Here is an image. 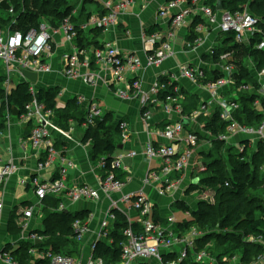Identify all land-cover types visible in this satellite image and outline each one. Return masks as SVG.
<instances>
[{"label": "built area", "instance_id": "1", "mask_svg": "<svg viewBox=\"0 0 264 264\" xmlns=\"http://www.w3.org/2000/svg\"><path fill=\"white\" fill-rule=\"evenodd\" d=\"M136 1L100 0V7L106 13L91 12L79 24H74L71 20V16L77 13V9H73L71 15L63 18L56 28L45 22L25 33L0 28V62L6 75L3 85L5 94H10L16 85L13 80L30 84L32 98L19 116L25 122H33L27 139L30 147L39 155L36 170L39 172L52 165L57 166L56 177L52 180L36 177L29 182L32 192L38 200L46 197L70 202L80 199L100 200L102 197L110 199L107 212L99 223V240L91 243L86 260L50 249L38 250L33 246L28 249V254L45 260V264H107L101 256L95 254L96 244L106 239L112 244L110 234L115 229V224L124 221L125 226L120 228L123 236L120 259L111 264H264V251L250 263H243L238 253L215 256L211 252L212 241L205 244L199 242L204 234L198 226H181V222L186 219L177 220L173 213V208L178 207L179 203H183L188 209L179 208L191 215V210H197L199 202H214L216 187L206 184L204 180L210 176L207 166L210 158L206 155L211 153L217 156V141L223 144L224 154H227V149L231 146L237 153L247 149L249 159L258 150L264 154V65L257 67L249 53L241 57L238 55L243 47L249 52L252 49L264 50L262 18L249 9L251 0L234 11L223 6L218 9L217 0H165L158 13L168 19V29L164 35L155 32L146 36L148 50L145 64L156 67L173 55L172 40L175 39L176 30L180 28L187 29V36L192 35L191 39L187 37L186 40L187 52H198L205 44L207 47L202 48L201 52L204 51V54L201 56V64L185 63L174 71L161 73L153 78L147 90L141 89L142 79L136 74L142 66L140 57L133 53L123 57L110 42H103L95 47L93 60L97 64L111 66L113 84L116 85V95L120 99L129 101L139 95V110L143 120H147L153 107L161 108L166 117L158 130L162 142L155 144L152 139H148L143 144L141 155L147 166L141 176L142 187L136 191L122 192L125 178L128 181L132 174L129 166L123 163V156L112 157L109 164L106 157L98 161L96 168L103 175L96 185H67L65 182L67 169L75 164L73 160L56 152L49 131L54 111L37 99L33 83L22 75L20 68L37 72L38 75L51 72L50 65L42 60V56L52 51L53 40L59 36L68 44V49L62 53L64 64L61 74L70 79L81 77L86 84H95L96 78L92 73L79 72L81 65L88 66V60H80L84 51L75 44L78 32L85 34L93 28L115 26L120 13L133 6ZM234 44L239 47L228 48ZM238 62L247 67L249 79L239 77ZM128 71L132 74L130 77H126ZM182 82H188L192 89L207 93V97H201L189 113L183 110V88L187 90L188 87L182 86ZM242 93L251 98L252 112L258 115L257 118L253 115V121L249 124L236 119V114L242 110L239 101ZM83 100L82 95L76 97L77 104ZM215 112L218 120L225 123L224 132L217 134L210 131L206 122ZM9 115L10 113L7 114V119ZM103 115L104 111L98 103L90 101L85 107L82 125L87 129ZM200 117L203 120H199ZM127 126L128 123L124 120L118 122L122 137H125ZM136 154L132 150L126 156L133 158ZM247 159L248 156L245 160ZM151 161L158 163L151 167ZM18 170L19 166L13 159H0V215L4 208L2 187L17 175ZM117 171L126 174V177L117 178ZM260 173L264 179V163L260 167ZM194 179H197L195 184ZM19 181L28 183L23 177ZM152 193L166 200V203L153 200L149 195ZM114 194L120 196L115 199ZM63 208V204L59 203V209ZM163 209H167L168 213L162 215ZM32 210L33 207L27 208L23 215L30 217ZM132 212L135 213L134 216L131 215ZM118 214L124 220H118ZM87 230V225L79 219L72 223L73 238L77 242L82 240ZM29 239L33 243L40 237L31 233ZM245 240L264 248L262 236H248ZM0 261L3 264H22L1 246Z\"/></svg>", "mask_w": 264, "mask_h": 264}, {"label": "crops", "instance_id": "2", "mask_svg": "<svg viewBox=\"0 0 264 264\" xmlns=\"http://www.w3.org/2000/svg\"><path fill=\"white\" fill-rule=\"evenodd\" d=\"M164 2L165 0H137L133 6L127 7L123 13H120L118 23L115 26L94 28L84 34L87 42L92 45L83 49L84 56H81L80 60L87 59L88 66L81 65L79 72L82 74L92 73L96 78L95 84H86L81 77L70 79L61 74L60 70L64 64L62 53L66 52L68 44L63 42L59 36L53 40L52 51L42 56V60L49 64L52 70L49 73L39 74L37 82L33 85L36 90H57L56 105L53 109L54 114L51 117L49 131L56 152L73 160L75 164L74 167L67 169L65 180L67 185H96L100 176L103 175V172L96 166L101 158L108 155L104 152L100 153L99 158L93 157V139L85 138L86 128L78 121L69 120L67 128H64L63 123L60 122L62 112H71L67 102L74 100L76 102V97L82 95L84 100L80 104L76 103L77 111L84 118L87 103L90 101L98 103L104 111V115L96 120L92 130L94 133L108 137L113 144L111 157L123 156V163L131 169L132 174L128 181L125 174L126 183L122 192L136 191L142 187L141 176L147 166V162L141 155L142 146L148 139H152L155 144L162 142L158 130L166 117L161 108L157 106L151 109L147 120H143L139 110V95L129 101L120 99L116 95V85L113 84L111 66L94 62L93 49L97 43L110 42L118 48L123 57L129 53L140 57L142 66L136 74L142 79V90H147L157 75L174 71L181 64H201V56L204 54V51H201L202 48L207 47V44L202 46L198 52H187L185 44L188 32L185 28H180L175 32V39L172 40V56L156 67L145 64V55L148 50L145 39L149 34L148 31L153 30L151 33L158 32L164 35L168 29V19L158 13ZM85 10L89 13L100 12V0H88L85 4ZM82 18H84V14ZM131 75L129 71L126 73V77ZM13 83L19 82L13 80ZM181 85L187 86L191 90L183 88L185 100L187 96L192 95L197 97L198 102L201 97H207L205 91L192 89L188 82H182ZM120 120L128 123L125 137L121 136L119 128L113 126ZM97 122L103 123V130L100 131L96 128ZM28 132V122H25L19 115H13V113L8 116L4 128L0 130V159L3 161L13 159L19 166L17 175L11 177L2 187L4 208L0 215V246L10 252L18 251L19 255L14 257L22 264H36V261L41 259L28 254L29 246L36 247L38 250L51 248L49 234H40L46 229L47 223L50 224L51 220H48L46 216L48 212L57 214L65 212L76 215L77 219L87 225L88 230L80 242L71 236H60L57 244L62 246L64 251L62 253L69 254L76 259L86 260L90 254L91 243L99 240L97 235L99 223L107 212L110 199L102 197L100 200L80 199L70 202L66 199L59 201L53 197H46L43 200H38L32 192L29 182L36 177L52 180L56 177L57 166L52 165L37 172L36 165L39 155L29 145ZM132 150L137 152L136 156L127 157L126 155ZM157 163V161H151L150 166L154 167ZM21 177L28 183H20ZM149 195L161 204L166 203V200L156 197L154 193ZM119 196V194H114L113 198L116 199ZM59 203L64 206L61 210ZM30 207H33L32 215L25 217L23 212ZM166 213H168L167 209H163L162 215ZM131 215L134 216L135 213L132 212ZM119 229L118 223L115 224V230L118 231ZM31 233H35L40 239L32 243L29 239ZM45 263L43 260L41 264ZM0 264L3 263L0 261Z\"/></svg>", "mask_w": 264, "mask_h": 264}, {"label": "trees", "instance_id": "3", "mask_svg": "<svg viewBox=\"0 0 264 264\" xmlns=\"http://www.w3.org/2000/svg\"><path fill=\"white\" fill-rule=\"evenodd\" d=\"M7 1L11 11H5L0 8V13L7 14V18L5 19L0 14V28L9 31L18 30L25 33L32 27L37 28L41 22H45L49 26L56 28L63 18L71 15L73 9H77L76 15L71 16L74 24H79L89 16V12L85 10V4L88 0ZM246 2L247 0H222V6L225 9L234 11L241 9V6ZM249 9L252 13L262 18L261 26L264 28V0L249 1ZM99 13L104 14L106 10L100 7ZM83 14L84 18H82ZM152 31L149 30V34ZM188 37L191 39L192 35ZM229 39L232 38L230 37ZM75 42L82 49L92 45L90 42H87L86 35L81 31L78 32ZM100 44L97 43L95 47L100 46ZM238 47L237 44H234L228 48L236 49ZM246 53L252 56L257 67L264 65V50L252 49L249 52L247 48L243 47L238 55L241 57ZM238 65L240 66L239 77L249 79L247 67L241 64V62H238ZM5 79L4 68L0 62V130L4 128L7 114H11L15 107L18 110V115H20L24 106L32 98L29 92L30 84L28 82H19L12 88L10 94L1 99L3 93H5L3 88ZM56 94L57 90L55 89H39L36 90L35 95L47 108L53 110L56 105ZM239 101H241L242 110L236 114V119L241 123L249 124L253 121V115L256 118L258 117L257 114L252 112L251 98L242 93ZM197 103L198 99L195 95L187 96L186 100L183 101L184 112H191ZM67 106L71 112H62L60 115V122L63 123V127L67 128V123L71 119L82 124L84 118L77 111L75 100L67 102ZM199 120H203V117H200ZM206 122L207 127L212 133L224 132L225 123L218 120L216 112L211 118H207ZM96 124L97 129L103 130V123L97 122ZM31 126V123L28 122L29 131ZM113 126L118 129V123ZM92 133H94L92 126L86 129L85 138L93 139V157L99 158L100 153L106 152L108 154L106 161L109 164L112 159L110 153L113 149L111 140L103 134L94 133L92 136ZM222 147L223 144L217 141L215 145V149L218 152L217 156L211 153H209V156L206 155L207 158H210V163L207 164L210 176L204 181L206 184L216 187L214 202H199L197 210H191L192 218L190 220H183L180 225L190 226L196 224L204 234L199 239V242L205 244L208 241H212L211 252L215 256L219 257L238 253L243 263H250L254 257L264 251V248L260 244L245 240L248 236L264 237V179H262L260 173V167L264 163V154L261 150H258L249 159V151L247 149L241 153H237V151L234 153L232 151H235V149L231 146L227 149V154H224ZM247 156L248 159L245 160ZM115 175L120 179L125 178V174L119 171L115 172ZM225 182H228L227 186ZM178 207L182 209L187 208L183 203H179ZM46 217L48 220H51L50 224L47 223L46 229L41 231L40 234H49V245L51 248L47 249L56 253L69 255L62 253L64 251L62 250V246L57 244V240L60 239V236L73 237L72 223L77 219L76 215L65 212H61L60 214L48 212ZM117 217H119L118 220H124L121 214H118ZM117 223L120 228L125 226L124 221L123 223ZM110 239H112V244H109L107 239L105 241H98L95 250V254L101 256L107 264L115 263L120 259V244L123 240L120 229L118 231L114 229L110 234ZM11 254L12 256L19 255L18 251H11ZM41 263H43V260L36 261V264ZM183 264L195 263L186 262Z\"/></svg>", "mask_w": 264, "mask_h": 264}, {"label": "water", "instance_id": "4", "mask_svg": "<svg viewBox=\"0 0 264 264\" xmlns=\"http://www.w3.org/2000/svg\"><path fill=\"white\" fill-rule=\"evenodd\" d=\"M0 8L5 10V11H9L10 5L8 3L7 0H0ZM217 8L221 9L222 8V0H217ZM20 71L22 73V75L31 83H36L38 80V73L34 72V71H30L24 68H20ZM13 115H18V110L14 107L13 111H12ZM184 124H187L186 120L182 121ZM43 124V123H42ZM197 182V179L193 180V183L195 184Z\"/></svg>", "mask_w": 264, "mask_h": 264}, {"label": "rangeland", "instance_id": "5", "mask_svg": "<svg viewBox=\"0 0 264 264\" xmlns=\"http://www.w3.org/2000/svg\"><path fill=\"white\" fill-rule=\"evenodd\" d=\"M1 14V17L2 18H7V14H2V13H0ZM2 23V22H1ZM6 97V94L5 93H3V96H2V98L1 99H4ZM1 101V100H0ZM232 152H236V150L235 151H232ZM219 186V185H218ZM173 213H174V216H175V218L177 219V220H182V219H187V220H190L191 219V215L189 214V213H186V212H184L182 209H180L179 207H174L173 208Z\"/></svg>", "mask_w": 264, "mask_h": 264}]
</instances>
